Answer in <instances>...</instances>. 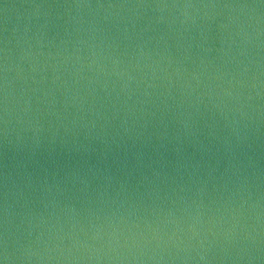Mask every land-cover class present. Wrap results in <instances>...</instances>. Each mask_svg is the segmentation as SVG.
Segmentation results:
<instances>
[{
    "label": "water",
    "instance_id": "1",
    "mask_svg": "<svg viewBox=\"0 0 264 264\" xmlns=\"http://www.w3.org/2000/svg\"><path fill=\"white\" fill-rule=\"evenodd\" d=\"M0 264H264V0H0Z\"/></svg>",
    "mask_w": 264,
    "mask_h": 264
}]
</instances>
